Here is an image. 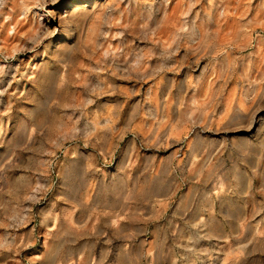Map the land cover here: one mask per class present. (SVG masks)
<instances>
[{"label": "rangeland", "instance_id": "rangeland-1", "mask_svg": "<svg viewBox=\"0 0 264 264\" xmlns=\"http://www.w3.org/2000/svg\"><path fill=\"white\" fill-rule=\"evenodd\" d=\"M52 1L0 5V264H264V0H104L40 73Z\"/></svg>", "mask_w": 264, "mask_h": 264}, {"label": "bare ground", "instance_id": "bare-ground-1", "mask_svg": "<svg viewBox=\"0 0 264 264\" xmlns=\"http://www.w3.org/2000/svg\"><path fill=\"white\" fill-rule=\"evenodd\" d=\"M27 1L28 0H19V2L21 3V5H22V7L24 8V10H23V12H25V11H27L28 9H29V5L27 4ZM103 1L104 0H53L51 3H49L48 5L49 6H51V8L50 9H47V11H46V15L44 16V18H42V27H40L41 28V31H40V33H41V35L42 36H44V37H49V39H50V41L48 42V43H46L43 47H44V49L42 50V56H48V58H47V61L46 60H42L41 61V63L39 64V66H38V71L40 72V73H42V72H44L46 69H47V67H48V64H49V58H51V57H58L62 52H66L68 49H70L71 47H70V44L71 43H74V42H76V38H73V35H71L70 33H69V26L71 25V23H72V21H74V19H79V18H83V17H85V16H87V14L89 13V11L91 10V9H95V10H101L102 8H104V4H103ZM109 2V4H110V0H105L104 1V3L105 4H107ZM8 3H9V0H0V5H2V6H8ZM32 5H34L33 7H34V9L35 10H37V11H33V12H35V13H37V12H39V10H40V7L42 8L43 7V4H41L40 2H35L34 1V3L32 4ZM40 6V7H39ZM32 7V6H31ZM108 7V6H107ZM31 9V8H30ZM29 9V10H30ZM43 9V8H42ZM3 12V9L2 8H0V13H2ZM32 12V11H31ZM166 15V14H165ZM55 20H57V21H55ZM40 23V22H39ZM217 29V28H216ZM220 29V28H219ZM224 29V28H223ZM39 30V29H38ZM179 31L180 32H182L184 35H187V36H193V38H191L192 40L193 39H195V30L192 28V25H190V27H185L184 28V26L181 28V29H179ZM216 31V30H215ZM221 31V30H220ZM225 30H223V31H221L220 33H216V34H221L222 32H224ZM231 31V30H230ZM229 31V32H230ZM198 32H199V34H200V36H202L204 33L203 32H200V30H198ZM217 32H219L218 31V29H217ZM226 32V31H225ZM201 33H203L202 35H201ZM211 33H213V32H211ZM231 33V32H230ZM230 33H226V34H230ZM198 34V33H197ZM224 34V33H223ZM225 34V35H226ZM233 34H235V35H233V36H236V34H239L238 33V31H233ZM178 35V34H177ZM205 35H206V33H205ZM230 35H232V33L230 34ZM176 36V34L174 35V37ZM179 36V35H178ZM198 36V35H197ZM215 36V35H214ZM214 36H213V38H214ZM219 36V35H218ZM221 36V38H223V39H226L225 37L227 36H225V37H222V35H220ZM219 36V37H220ZM229 36V35H228ZM177 37V36H176ZM199 37V36H198ZM204 37V36H203ZM202 37V38H203ZM216 37H217V35H216ZM218 37V38H219ZM200 38V37H199ZM201 38V39H202ZM45 39V38H44ZM51 39L53 40V43H52V41H51ZM177 39V38H176ZM187 39V38H186ZM205 39V38H204ZM220 40V39H218L217 41H215L216 43V45H218V46H226V45H228V44H231L230 43V41L232 40H230V41H228V40ZM173 40V39H172ZM174 41V40H173ZM173 41H172V43H173ZM196 42H197V40H195ZM201 41V40H200ZM208 41H211V40H208ZM171 42V41H170ZM193 42V41H192ZM232 42V41H231ZM174 43H175V41H174ZM195 43V42H194ZM200 43V42H199ZM233 43V42H232ZM75 44V43H74ZM185 44H187V43H185ZM188 44H189V42H188ZM190 44H192V43H190ZM198 44V43H197ZM201 44H203L202 42H201ZM209 44V43H208ZM207 44V45H208ZM214 44V45H215ZM73 45V44H72ZM170 45V44H169ZM175 45V44H174ZM173 45V46H174ZM235 45V44H234ZM177 46H178V44H177ZM197 46V45H196ZM199 46V45H198ZM197 46V47H198ZM231 46V45H230ZM188 47H189V45H188ZM187 47V48H188ZM193 47H194V45H193ZM197 47H195V48H197ZM219 47V48H220ZM73 48V47H72ZM184 48H185V46H184ZM190 48V47H189ZM200 47H198V49H199ZM206 48V47H205ZM230 48V47H229ZM194 49V48H193ZM197 49V50H198ZM203 49V48H202ZM171 50H173L172 51V53H173V56H175V58H176V61L173 63V65H172V68L173 69H170V70H166V71H168L167 72V74H172V75H178V74H180V73H183L184 75H186V78H189L190 76V74L188 73L187 74V71H185V67H186V65L185 64H183L184 62H183V59H187V58H184V56H182L183 55V53H182V55L181 56H179V55H177V51L174 49V47L173 48H171ZM170 50V51H171ZM178 50V49H177ZM187 51H188V49H186ZM215 50V49H214ZM216 50H218V49H216ZM204 51H206V49L204 50ZM204 51H203V53H204ZM220 51V50H219ZM234 51V50H233ZM72 52V51H71ZM191 52H194L192 55H194L195 54V52L196 51H191ZM167 53V52H166ZM181 53V52H180ZM199 53H201V52H199ZM198 53V54H199ZM63 54V53H62ZM176 54V55H175ZM188 54H190V51H188ZM196 54H197V52H196ZM209 54V53H208ZM186 55V54H185ZM200 55H205V54H200ZM209 55H211V54H209ZM214 55V54H213ZM189 56V55H188ZM264 56V55H263ZM187 57V56H186ZM190 57H191V54H190ZM196 57H198V56H196ZM263 57H261V59H262ZM190 59V58H189ZM189 59H187V60H189ZM198 59V58H197ZM264 59V58H263ZM193 61H195L196 62V60H193ZM173 62V61H172ZM203 63V62H202ZM205 64V63H204ZM185 65V66H184ZM200 65H201V63H200ZM199 64H196V69H195V72H198L197 73V75H196V81H198V80H200L201 79V77H202V75H203V72L206 70V67H205V65L204 66H200ZM165 66V65H164ZM167 66H168V64H167ZM171 66V65H170ZM229 66V65H228ZM166 68V67H165ZM188 68V67H187ZM192 70V69H191ZM190 70V71H191ZM194 70V69H193ZM164 74H166V73H164ZM192 75V74H191ZM195 75V74H194ZM216 75V74H215ZM222 75V74H221ZM226 76V75H225ZM171 77V76H170ZM175 77V76H174ZM217 77V76H216ZM40 78V77H39ZM38 78V79H39ZM227 78V77H226ZM261 78V77H260ZM40 81V80H39ZM225 82V81H224ZM257 82V81H256ZM209 85H211V84H209ZM212 86V85H211ZM201 90V89H200ZM211 90V89H210ZM207 91V90H206ZM201 92H204V93H206L204 90L202 91L201 90ZM211 92V91H210ZM203 93V94H204ZM219 93V92H218ZM258 93V92H257ZM198 94H200V92L198 93ZM218 95V94H217ZM230 95V94H229ZM233 95V94H232ZM235 95V94H234ZM253 95V94H252ZM257 95V94H256ZM206 96V95H205ZM208 97H207V99H208V101L209 100H212V99H209V97L211 96V95H209V93H208V95H207ZM232 97H234V96H232ZM231 98V96L229 97V100H232V99H230ZM255 99V97H252V99ZM197 100V99H196ZM227 100V99H226ZM229 100H227V101H229ZM249 100V99H248ZM260 100V99H259ZM194 101V100H193ZM251 101V100H250ZM197 102V101H196ZM215 102V101H214ZM255 102V101H254ZM258 102V101H257ZM260 102V101H259ZM191 103H192V100H191ZM204 103V102H203ZM208 103V102H207ZM239 103H240V101H239ZM239 103H238V105H239ZM250 103V102H249ZM260 103H262V102H260ZM259 103V104H260ZM197 104V103H196ZM232 104V103H231ZM233 104H235V103H233ZM253 103L251 102V105H252ZM259 104H256L255 103V105H258V106H261V105H259ZM177 105H178V102H177ZM199 106H200V104H198ZM202 105V104H201ZM203 105H205V103L203 104ZM228 106H229V104H227ZM226 105V106H227ZM250 105V106H251ZM254 105V106H255ZM263 105V104H262ZM207 106V105H206ZM214 106V105H213ZM212 106V108H214ZM231 106V105H230ZM250 106L248 105V107L250 108ZM204 107V106H203ZM239 107H242V105L240 106L239 105ZM244 107V106H243ZM247 107V106H246ZM257 107V106H256ZM260 108V107H259ZM209 109H211V107L209 108ZM209 109H208V111H209ZM215 109V108H214ZM226 109H227V107H226ZM228 109H229V107H228ZM239 109V108H238ZM242 109V108H241ZM252 109H253V107H252ZM252 109L249 111V114L248 115H250L249 117H248V115H247V117L248 118H246L245 120H244V122L242 123V124H244V126H242V128H240V129H236V130H233V132H227V133H225L224 135H222L223 136V139H226L228 142H230V144L231 145H235V146H237L238 148H239V150L241 151V150H245V149H247L249 146H252L253 145V143H252V141H253V137H254V139H256L257 141V143L259 144V146H261V147H264V115H262V117H258L257 115H258V112H254V111H252ZM257 109H258V107H257ZM248 110V109H247ZM254 110V109H253ZM195 111V110H194ZM198 111H200V110H198ZM207 111V110H206ZM210 111H212V110H210ZM209 111V112H210ZM253 113H252V112ZM255 111H256V108H255ZM259 111V110H258ZM176 112H177V109L176 108H174L173 109V111H172V115H175L176 114ZM201 113V112H200ZM200 113H197V115L198 114H200ZM252 113V114H251ZM243 114V113H242ZM205 115V114H204ZM240 115V114H239ZM261 115V114H260ZM200 117V116H199ZM225 117H226V114H225ZM238 117H240V116H235L234 117V119L236 120ZM204 118V117H203ZM202 118V119H203ZM224 118V117H223ZM205 119V118H204ZM176 121V120H175ZM175 121H173V122H175ZM206 121H207V119H206ZM241 122H242V120H240ZM202 123H203V121H201ZM222 123H224V122H222ZM203 124H205V123H203ZM207 124V123H206ZM217 124V123H216ZM212 125V129H213V127H215V126H217V125ZM238 125V124H237ZM222 126H224V125H222ZM234 126V125H233ZM236 126V125H235ZM207 127V126H206ZM209 127H211V126H209ZM228 127V126H227ZM226 127V128H227ZM230 127H232V126H230ZM239 127H241V126H239ZM225 128V127H224ZM208 130H209V128H208ZM214 130V129H213ZM220 130H222V129H220ZM226 130V129H225ZM210 131V130H209ZM215 131V130H214ZM226 132V131H225ZM208 133V132H207ZM216 134V133H215ZM251 135V136H250ZM211 137V136H210ZM218 137H219V135H218ZM221 140V139H220ZM254 142V141H253ZM257 165H258V163L257 162H255L254 163V165L253 166H255V168H257Z\"/></svg>", "mask_w": 264, "mask_h": 264}]
</instances>
